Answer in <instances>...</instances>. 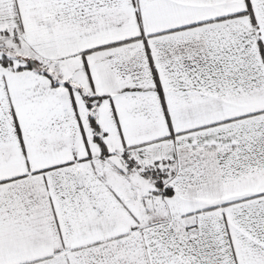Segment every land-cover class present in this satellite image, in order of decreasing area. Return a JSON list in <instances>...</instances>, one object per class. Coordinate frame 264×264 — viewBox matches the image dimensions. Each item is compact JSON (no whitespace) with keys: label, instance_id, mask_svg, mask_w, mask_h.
Listing matches in <instances>:
<instances>
[{"label":"snow or ice","instance_id":"obj_1","mask_svg":"<svg viewBox=\"0 0 264 264\" xmlns=\"http://www.w3.org/2000/svg\"><path fill=\"white\" fill-rule=\"evenodd\" d=\"M0 264H264V0H0Z\"/></svg>","mask_w":264,"mask_h":264}]
</instances>
